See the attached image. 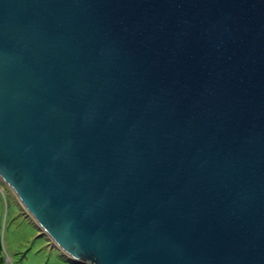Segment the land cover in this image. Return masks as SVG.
Instances as JSON below:
<instances>
[{"label":"water","instance_id":"water-1","mask_svg":"<svg viewBox=\"0 0 264 264\" xmlns=\"http://www.w3.org/2000/svg\"><path fill=\"white\" fill-rule=\"evenodd\" d=\"M0 177L90 264H264V0H0Z\"/></svg>","mask_w":264,"mask_h":264},{"label":"rangeland","instance_id":"rangeland-1","mask_svg":"<svg viewBox=\"0 0 264 264\" xmlns=\"http://www.w3.org/2000/svg\"><path fill=\"white\" fill-rule=\"evenodd\" d=\"M0 264H90L61 249L0 177Z\"/></svg>","mask_w":264,"mask_h":264},{"label":"trees","instance_id":"trees-1","mask_svg":"<svg viewBox=\"0 0 264 264\" xmlns=\"http://www.w3.org/2000/svg\"><path fill=\"white\" fill-rule=\"evenodd\" d=\"M2 251H3V245H2V240H1V237H0V255H1Z\"/></svg>","mask_w":264,"mask_h":264}]
</instances>
